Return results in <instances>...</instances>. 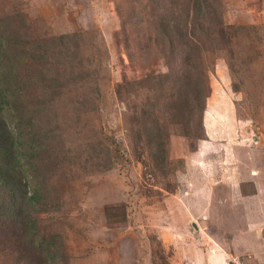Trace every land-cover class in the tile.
<instances>
[{
    "label": "rangeland",
    "instance_id": "obj_1",
    "mask_svg": "<svg viewBox=\"0 0 264 264\" xmlns=\"http://www.w3.org/2000/svg\"><path fill=\"white\" fill-rule=\"evenodd\" d=\"M146 4L0 0V30L10 36L21 25V32L42 42L91 32L104 39L107 52L98 73L100 119L85 141L92 163L80 170L39 166V178L46 177L44 186L59 202L39 217L37 232L54 263L41 257L43 249H32L36 254L8 234L0 235V248L7 245L10 257L1 255L0 264H264V0H220L224 24L257 28L238 37L241 48H255L243 85L249 94L232 92L224 53L203 55L210 90L203 139L190 152L181 127H168L167 159L160 167L151 164L139 139L147 92L139 79L167 72V48L145 41L152 29L147 24L127 39L120 33L121 17L128 28L132 6ZM130 21L133 27L135 16ZM132 31L142 42L132 40ZM142 44L147 48L139 51ZM95 132L117 155L107 169L110 160L98 151Z\"/></svg>",
    "mask_w": 264,
    "mask_h": 264
},
{
    "label": "trees",
    "instance_id": "obj_2",
    "mask_svg": "<svg viewBox=\"0 0 264 264\" xmlns=\"http://www.w3.org/2000/svg\"><path fill=\"white\" fill-rule=\"evenodd\" d=\"M147 2L132 6L128 28L121 17L120 33L127 39L131 30L147 24L152 29L146 34L141 30L145 41L167 48V72L139 79L147 90L139 139L151 164L160 167L167 159L168 127H181L190 152H196L203 139L201 119L210 93L203 55L217 58L224 53L232 92L249 94L243 85L250 80L255 48H241L238 37L253 35L257 28L224 24L220 0ZM131 16H135L133 27ZM22 27L11 30L14 36L0 30V235L16 236L29 251L43 249L41 257L54 263L37 232L39 217L55 211L59 202L51 199L44 186L46 177L44 181L39 178V166L60 163L80 170L92 163L93 155L86 147L100 119L97 104L102 79L98 73L107 52L99 34L77 31L42 42L21 32ZM132 33L136 35L133 41L142 42L136 31ZM146 48L142 44L138 50ZM127 56L133 63L129 49ZM193 121L197 127L190 125ZM95 135L96 142L101 141L98 151L110 160L103 168L107 169L117 155L103 135ZM10 251L4 245L0 257L5 253V258L10 257Z\"/></svg>",
    "mask_w": 264,
    "mask_h": 264
},
{
    "label": "crops",
    "instance_id": "obj_3",
    "mask_svg": "<svg viewBox=\"0 0 264 264\" xmlns=\"http://www.w3.org/2000/svg\"><path fill=\"white\" fill-rule=\"evenodd\" d=\"M208 111H209V109H208V110L206 109L205 113H207ZM232 113H233V112H232ZM233 120H234V114H233ZM204 126H205V128H206V137H207V139H211L210 136L208 135V134H209V130H210V128L207 126V124L204 125Z\"/></svg>",
    "mask_w": 264,
    "mask_h": 264
}]
</instances>
